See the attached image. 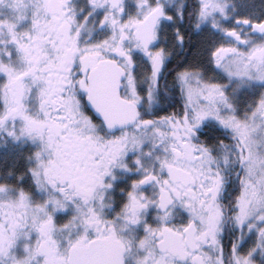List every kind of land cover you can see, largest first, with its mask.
I'll return each instance as SVG.
<instances>
[{
  "label": "snow or ice",
  "instance_id": "1",
  "mask_svg": "<svg viewBox=\"0 0 264 264\" xmlns=\"http://www.w3.org/2000/svg\"><path fill=\"white\" fill-rule=\"evenodd\" d=\"M0 264H264V0H0Z\"/></svg>",
  "mask_w": 264,
  "mask_h": 264
}]
</instances>
